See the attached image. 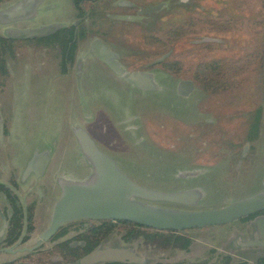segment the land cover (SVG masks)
<instances>
[{"label":"rangeland","instance_id":"rangeland-1","mask_svg":"<svg viewBox=\"0 0 264 264\" xmlns=\"http://www.w3.org/2000/svg\"><path fill=\"white\" fill-rule=\"evenodd\" d=\"M11 1H3L1 6ZM136 1H165L167 4L152 19L143 21L134 19L135 10L118 7L114 0H101L89 8L90 16L83 23L88 40L94 37L112 42L114 39L120 40L123 46L118 45L117 48L125 47L122 54L127 59L148 58L151 62L167 55L165 63L177 61L180 64L177 76L181 74L182 78H191L192 67L202 60L237 58L257 51L260 38L264 40V33L259 35L249 29L252 20L260 15L258 0ZM44 4L46 10L38 14L36 25L60 24L68 28L75 22L77 12L71 0H45ZM192 14L204 17L203 21H220L232 16L243 23L240 30L217 33L210 32V23L201 22L193 33L165 45L161 53L155 56L153 53L157 48L146 34L161 33L169 25L183 22ZM146 27L150 28L145 31ZM65 34L59 32L48 36L47 42L42 39L24 42L20 47L22 51L18 50L15 58L8 51L6 62L10 75L6 74L5 84L0 86V123L6 125V135L0 138V183L7 184L9 177L19 172L30 146L42 138L48 139L54 150L47 173L35 179L37 191L30 197L31 201L36 202L38 222L35 233L47 227L52 206L58 197L52 175L57 169L62 174L74 171L72 165L77 159V150L71 134V123L86 124L97 147L117 162L121 171L137 185L162 192L199 188L203 198L195 210L218 209L262 190L264 69L258 67L242 76L231 93L213 98L195 83V90L189 97L179 98L170 91L177 79L155 67L152 71L167 89L149 97L128 91V86L120 83L94 60L97 69L94 77H60L63 60L70 50L68 48L63 52L60 45ZM210 43L223 49L213 52L203 49L205 44ZM83 52L78 58L83 59ZM128 69L141 70L139 66ZM209 102L212 104L209 105ZM82 108L89 109L94 118L83 121ZM125 112L139 117L143 122L129 121L122 126L116 125ZM135 126L138 129L131 132L132 135L124 129ZM64 138L68 140L67 143ZM244 146L246 149L242 156ZM185 170H200L201 173L191 178L176 177L178 172ZM158 205L193 210L171 204ZM4 206L0 194V208ZM88 225L82 222L70 226L68 234L59 241L76 235ZM248 225L246 220H238L226 225L175 232L190 240L186 250L155 251L138 242L124 243L117 234H112L102 246H133L139 255L147 259L148 264L213 263L226 255L234 260L252 261L264 256V250L256 247L241 249L238 246L241 243L240 233L245 234ZM52 245L48 241L41 244L38 250L50 249ZM9 259L10 256L0 258V263ZM52 259L57 260L56 257Z\"/></svg>","mask_w":264,"mask_h":264},{"label":"water","instance_id":"water-1","mask_svg":"<svg viewBox=\"0 0 264 264\" xmlns=\"http://www.w3.org/2000/svg\"><path fill=\"white\" fill-rule=\"evenodd\" d=\"M45 0H19L0 10V15L14 19L21 11H28L37 17ZM160 6H150L141 13L157 11ZM15 21V20H13ZM7 23H12L7 21ZM63 29L60 24L42 25L35 28L17 29L8 27L5 36L18 40L44 39ZM212 41V40H211ZM91 51L104 62L115 75L137 87L152 85V75L148 73H127L112 60L114 55L98 42ZM191 88V83L187 82ZM183 85V84H181ZM77 143V152L89 168L82 178L59 175L56 184L59 196L55 200L47 227L37 236L35 248L52 239L66 224L83 220L124 221L138 226L160 231L182 232L209 226H220L264 212V183L260 192L230 202L224 207L209 210H180L166 208L158 204L179 205L196 208L203 198L199 188L182 189L172 192L149 190L130 180L117 163L103 153L87 133L85 128L74 125L71 129ZM3 132L0 124V137ZM49 152L34 153L27 163L24 175L33 173L39 178L49 162ZM200 170L180 172V178L194 177ZM7 228L2 223L0 236ZM242 246L264 248V218L257 221L252 240ZM8 251V250H7ZM148 264L133 246L96 248L81 257L74 264Z\"/></svg>","mask_w":264,"mask_h":264},{"label":"trees","instance_id":"trees-1","mask_svg":"<svg viewBox=\"0 0 264 264\" xmlns=\"http://www.w3.org/2000/svg\"><path fill=\"white\" fill-rule=\"evenodd\" d=\"M6 1V0H2ZM77 17L84 16L85 10L87 11L92 5L93 0H71ZM260 15L253 19L249 24V29L255 31L257 34L264 33V0H258ZM199 14H192L183 22L169 25L162 36L159 38L166 46L173 44L181 39L183 36L193 33L196 27L202 22L209 24L210 32L228 33L233 29H239L242 26V21L233 19L232 16H227L223 20H204V17L198 16ZM70 29H74L71 26ZM264 36V34H263ZM261 37V36H260ZM65 41L60 42L61 47L67 51L75 45L73 41L72 30L68 31ZM155 38V39H156ZM43 39L41 41H48ZM156 41V40H155ZM259 47L257 51L249 52L243 56L233 58H207L196 63L191 69L192 80L199 85V87L207 93L213 95L231 93L237 87L239 80L242 76L249 73L255 68L264 69V40L260 38ZM5 40L0 38V86L4 85L5 77L7 74L4 57ZM157 42V41H156ZM151 43L155 44L154 40ZM203 49L209 52L223 49L219 45L205 44ZM69 50V51H70ZM165 68L172 74L179 71V65H174L171 62L164 64ZM1 191H8L7 187L0 185ZM247 218L241 220L245 221ZM82 222L69 223L63 226L57 234L51 239L53 245L47 250H38L35 253L28 254L20 259L12 262H4L2 264H74L81 257L94 250L99 245L107 240L112 234H117L120 240L124 243L138 242L140 245L146 246L148 249L157 250H186L190 245V240L187 237L177 235L172 231H160L148 227L138 226L134 223L124 221H93L83 231L78 232L76 235L65 238L72 225H80ZM26 230V240L29 234L35 230L33 221V209L27 208L25 211L21 207L12 205V218L6 230L4 243L6 246L13 245ZM56 257L57 260L52 258ZM107 264H121V263H107ZM160 264V263H152ZM175 264H264V256L255 258L254 260H234L231 256L226 255L219 258L218 261L213 263H175Z\"/></svg>","mask_w":264,"mask_h":264},{"label":"flooded vegetation","instance_id":"flooded-vegetation-1","mask_svg":"<svg viewBox=\"0 0 264 264\" xmlns=\"http://www.w3.org/2000/svg\"><path fill=\"white\" fill-rule=\"evenodd\" d=\"M17 1H19V0H13V2L11 1V3H9L8 5L1 6L2 3H4V2L2 0H0V10L4 9L5 7H7L10 4L15 3ZM93 1H94L93 5H95L97 2H100L101 0H93ZM114 4H116L118 7H121V8L135 10V14H133L134 19H142L144 21V20L152 19L154 14L158 13L160 10H162L166 6L167 2L159 1L156 3H146V1H142V3L141 2L139 3L136 0L135 1H133V0H129V1L128 0H126V1L125 0H114ZM44 6H45V4H43V6L40 7L39 14H41V12L43 10H46L44 8ZM150 6H160V7L157 11H154L151 13H141L142 10H144ZM88 10L87 11L85 10L84 16H82V17H77V13H76V20L72 25H70V27H68V28L65 27V28H63V29H61V30H59L53 34V35H56L59 32L67 33V34L63 35L64 36L63 41H65V39H66L65 37H67L68 31L72 30L73 37H74L73 41L75 42L74 47L72 48V50H70L68 52V54L65 56V59L63 60V64H62V67L60 70V77L67 78V79H71L72 77L73 78H76V77L81 78V76H85V75H87V77H94V74L96 73V70H97L94 63H93V60H94L95 63H98L104 69L108 70L118 81H120V83H122L123 85L125 84V86H128V89H129L128 91L139 93V94H142L144 96L147 95L149 97H153L156 94V92L167 89L165 85H162L159 83V81H158L159 77L157 76V74L155 72L152 71L155 67H159L163 73H168L170 75V77H174L177 79L176 84L173 85V87L170 89L172 94L176 95L179 98H186V97H189L194 92L196 84L192 80V78H186V77L182 78L181 74L177 76V73L172 74L171 72H169L165 68L164 64L166 62L165 58L167 57V55H164L163 58H161L160 60L151 61V62L148 60V58L135 59V60L134 59H127V57L123 56V54H122V51H123V49H125V47H123V49L117 48L118 45L120 47H121V45L123 46V43L120 40H116L113 38L114 41L112 42L111 40H109L107 38H106L107 40H105L104 38H101V37H94V38L88 40L87 30H85V28H84L85 26H83V23L86 22L90 16V14L88 13ZM35 19H36V17H34V18L31 17L29 12L26 10L21 11L17 15V17H15L14 19H11V18L7 19L6 17L0 15V38H2L3 40L6 41L5 44H2V46L4 47L3 59L5 61V67H6L7 75H10L9 65L6 62V55H7L8 51H9L8 54L11 57L13 56L15 58V57H17L16 52L18 50H21V48H20L22 46L21 44L24 42H29L33 39L18 40V39L8 38L5 36V30L8 27H13V28H17V29H28V28L38 27V25L35 24ZM129 19H131V18H129ZM13 20H15V21H13ZM7 21L12 22V23L9 24V23H7ZM71 26H73L74 29H70ZM149 28L150 27H146L145 31H147ZM163 34H164V30L161 33H159V32L157 34L148 33V34H146L147 36L145 35L147 38H149L150 41L154 40V42H155V44L153 45L157 48V50L153 53L155 56H158L161 53V49L165 48V43H163L159 38H156V37H159V35H163ZM50 36H52V35H50ZM122 41L124 42V39ZM94 42L100 43L101 45H103L106 48V50L109 53H112L114 55V57H112V60L115 63H117L123 71H125L127 73H148V74L152 75V82H153L152 85H149L148 87L143 85L144 87L140 88V87L132 85L131 83L124 81L123 79H121L120 77L115 75V73H113V71H111L109 69V67L104 62H102L100 59H98V57L91 51V47H92ZM205 43H208V42H205ZM81 48H82V50H81ZM57 52L59 54V49ZM63 52H65V50H63ZM63 52H62V55L64 56ZM81 52H83V54H82L83 59L81 57L78 58V56H81ZM55 55H57V54H55ZM52 58L54 59V57H52ZM55 58H56V56H55ZM17 61H18V59H17ZM54 62L56 64H59V61H57L56 59H54ZM173 64L179 65L178 67H180V64L177 63V61H174ZM131 66H139V68H141V70L140 71L139 70L130 71L128 68ZM9 78H8V81H9ZM7 82H6V84H7ZM187 82H190L192 84L191 88L188 87ZM4 84H5V82H4ZM181 84H183V85H181ZM4 90L5 89L3 88V91ZM205 93H207V92H205ZM207 94L211 95L213 98L215 96L211 93H207ZM216 96H219V94H216ZM90 98H92V96ZM213 98H211V100H213ZM208 104L211 105L212 102L211 103L209 102ZM211 109H213V108H211ZM81 112H82L81 115H82L83 121H90L95 116L93 113L89 112V109H83L82 108ZM127 115H129V117H127ZM253 115H255V113H253ZM216 116H219V114H216ZM139 120H140L139 117L128 114L125 112V114H123V116L121 118H119L115 124L122 126L123 124H125L129 121L135 123V122H139ZM140 121L143 122L142 120H140ZM0 124H2V127H3L2 134L6 135L5 134L6 133V125L3 124L2 122ZM74 125H75L74 123L70 124L71 129ZM80 126L85 128V130L87 131V133L91 137L92 133H91L90 129H88L86 124H82ZM124 129L126 130V132H128L132 135L131 132L136 131L138 129V127H136V126L130 127V128L124 127ZM210 131H211V133H213L212 129ZM71 134H72V131H71ZM3 135H1V137ZM65 142L67 143L68 140ZM75 142H76V140H75ZM52 149H53V147L49 145V151H50L49 152V162H48L49 165H50V162H51L53 154H54V150H52ZM245 149H246V146H244V149L242 151V156H243ZM76 150H77V143H76ZM45 151H47V149ZM34 153H37V152H34ZM33 154L30 155V152L28 153V156L29 155L30 156L29 157L27 156L28 158H26V160L23 162L21 168L19 169V172H15L14 174H12L9 177L7 184L0 183V185H3L5 187H7V189H8V191H1L0 190V194L3 196L4 204H5L4 207L0 208V228L2 227V223L4 221L7 222V228H8L10 221H11V218H12V205L21 207L23 211H25V209H27V208H29V209L32 208L33 209L34 226L37 225L36 222H38V221H37L36 202L31 201L30 197L32 194H35L37 191V188L35 187V184H34L35 179L37 180V179L41 178L42 176H44L47 173L49 166H46L44 173L39 178H36L33 173H29L28 175H25L23 177L26 165L31 160ZM117 165H118V163H117ZM72 167L74 168V171L71 174H75V172L78 174L79 173L88 174V172H89V168L85 165L82 157L79 155L78 152H77V159H76V161H74V165H72ZM60 171H61L60 169L56 170V172H58V173H60ZM181 172H183V171H181ZM179 173L180 172H178L177 174H179ZM176 177L179 178L178 175ZM194 188H197V187H194ZM187 189H191V188H187ZM179 207H185V206H179ZM187 208H190V207H187ZM191 209L195 210V208H191ZM262 217L264 218V212L259 213V214H255L253 216H249L248 219L246 220V223L249 224L248 227L250 225L251 226L254 225L256 227L258 219H260ZM82 222H84V223L87 222V224H91L93 221L83 220ZM7 228H6V230H7ZM6 230H5L4 234L2 236H0V258H3V257L5 258L6 256H10V259L8 261H5V262L16 261L23 256H26V255L31 254V253H35L36 251H38V249H41V247H40L41 244L46 243L48 241H51V239H50L46 242H43L37 248H35V245L37 242V236L39 235L40 232L35 233V231H36V229H35L33 231V233L29 234V237L26 240H24L25 239L24 237L26 236V230H25L22 233V235L20 236V238L13 245L6 246V243H4ZM253 235H254V231H252L250 234V236H251L250 240H252ZM99 247L105 248L106 246L99 245L96 248H99ZM107 247H110V246H107ZM112 247H115V246H112ZM263 250H264V248H263ZM2 263H4V262H1L0 264H2Z\"/></svg>","mask_w":264,"mask_h":264},{"label":"crops","instance_id":"crops-1","mask_svg":"<svg viewBox=\"0 0 264 264\" xmlns=\"http://www.w3.org/2000/svg\"><path fill=\"white\" fill-rule=\"evenodd\" d=\"M39 26H42V25H39ZM63 140H65V141H67V139H63ZM42 141H44L43 143H42ZM48 150L49 151V140L47 139V140H45V139H43L42 138V140L41 141H38L37 143H35V144H33L31 147H30V155H32L34 152H38V153H40V152H43V151H45V150ZM29 155V156H30ZM28 156V157H29ZM27 157V158H28ZM47 166H49V164L47 165ZM59 175H70V176H74V177H76V178H82V177H84L86 174H84V173H76L75 172V174H62V172L60 171V173H58V172H56L55 171V173L52 175V179L54 180V182H56V178L59 176ZM57 186V185H56ZM57 189H58V195H59V188H58V186H57ZM256 230V227L253 225V226H249V228H247V231L245 232V234H242V233H240V240H241V243L240 244H238V246L239 247H241V249H245V248H252L251 246H242L241 244L243 243V242H246V241H249L250 240V237L251 236H249V235H247V234H251V232L252 231H255ZM248 236H249V238H248ZM256 248L257 249H260V250H263V247H257L256 246Z\"/></svg>","mask_w":264,"mask_h":264}]
</instances>
